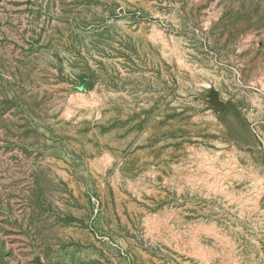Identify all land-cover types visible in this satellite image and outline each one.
Returning a JSON list of instances; mask_svg holds the SVG:
<instances>
[{
	"label": "rangeland",
	"instance_id": "1",
	"mask_svg": "<svg viewBox=\"0 0 264 264\" xmlns=\"http://www.w3.org/2000/svg\"><path fill=\"white\" fill-rule=\"evenodd\" d=\"M0 264H264V0H0Z\"/></svg>",
	"mask_w": 264,
	"mask_h": 264
}]
</instances>
